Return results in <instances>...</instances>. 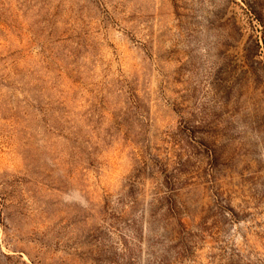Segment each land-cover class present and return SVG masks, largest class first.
I'll return each instance as SVG.
<instances>
[{
	"label": "rangeland",
	"instance_id": "1",
	"mask_svg": "<svg viewBox=\"0 0 264 264\" xmlns=\"http://www.w3.org/2000/svg\"><path fill=\"white\" fill-rule=\"evenodd\" d=\"M0 264H264V0H0Z\"/></svg>",
	"mask_w": 264,
	"mask_h": 264
}]
</instances>
